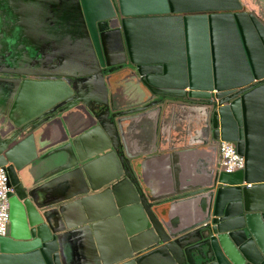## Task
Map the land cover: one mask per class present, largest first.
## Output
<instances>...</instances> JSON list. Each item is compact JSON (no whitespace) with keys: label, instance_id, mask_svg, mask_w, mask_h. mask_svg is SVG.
I'll return each instance as SVG.
<instances>
[{"label":"water","instance_id":"water-1","mask_svg":"<svg viewBox=\"0 0 264 264\" xmlns=\"http://www.w3.org/2000/svg\"><path fill=\"white\" fill-rule=\"evenodd\" d=\"M77 2L85 39L32 66L25 42L38 37L23 9L0 11L16 63L28 58L0 77L12 189L0 264H264V13L244 0ZM179 102L199 113L189 144L134 139ZM221 142L243 170H219ZM164 159L176 183L148 182Z\"/></svg>","mask_w":264,"mask_h":264},{"label":"flooded vegetation","instance_id":"flooded-vegetation-1","mask_svg":"<svg viewBox=\"0 0 264 264\" xmlns=\"http://www.w3.org/2000/svg\"><path fill=\"white\" fill-rule=\"evenodd\" d=\"M112 1L116 5V0ZM12 5L17 7L19 11L21 8L23 9L26 23H30L38 37L36 42L32 39L25 42L27 44L25 50L28 49V58L32 60V64H29V66L37 62L42 55L44 56L43 52L46 54L56 50L64 40L72 42L85 39V27L77 0H0V11L11 9L14 13H17ZM117 13V18L121 21L122 17L118 11ZM17 20L15 19L13 22L15 23ZM2 21L3 18L0 17V37L3 36L6 40L0 38V77L9 78L11 77L9 73L13 70L25 69L28 66V58L23 59V62L16 63L15 57L17 54H14L13 50L10 49L12 43L9 40L13 33L11 30H5L7 26L2 24ZM19 24L24 26L22 22H19ZM13 27L15 30L13 31L16 32L14 34L19 32L17 35L25 41V37H28L27 30L23 29V31L18 24H14ZM104 28L103 30L98 28L99 35L111 30L107 25ZM108 49L111 51V55L115 52L114 55L119 56L117 60H122L124 50L116 48L117 51H115L112 45H109Z\"/></svg>","mask_w":264,"mask_h":264},{"label":"crops","instance_id":"crops-1","mask_svg":"<svg viewBox=\"0 0 264 264\" xmlns=\"http://www.w3.org/2000/svg\"><path fill=\"white\" fill-rule=\"evenodd\" d=\"M252 8H259L248 4ZM264 13V8L260 11ZM164 121L157 122V113L150 114L139 122L134 139L137 142L153 147L162 144L164 147H183L196 137L193 131L197 127L199 113L191 104L179 102L170 106ZM178 172L170 159L149 163L147 180L152 184H175ZM182 173L180 174V176Z\"/></svg>","mask_w":264,"mask_h":264},{"label":"built area","instance_id":"built-area-1","mask_svg":"<svg viewBox=\"0 0 264 264\" xmlns=\"http://www.w3.org/2000/svg\"><path fill=\"white\" fill-rule=\"evenodd\" d=\"M245 168V159L239 154L233 143L221 142L219 145V170L236 173ZM9 177L4 168H0V237H7L10 231Z\"/></svg>","mask_w":264,"mask_h":264},{"label":"rangeland","instance_id":"rangeland-1","mask_svg":"<svg viewBox=\"0 0 264 264\" xmlns=\"http://www.w3.org/2000/svg\"><path fill=\"white\" fill-rule=\"evenodd\" d=\"M248 4L255 5V7H258L261 11L264 8V0H244Z\"/></svg>","mask_w":264,"mask_h":264}]
</instances>
